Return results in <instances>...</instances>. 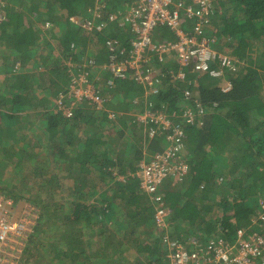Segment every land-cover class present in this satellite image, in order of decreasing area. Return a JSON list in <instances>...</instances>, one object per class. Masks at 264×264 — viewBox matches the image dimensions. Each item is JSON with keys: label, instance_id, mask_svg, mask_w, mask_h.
I'll return each instance as SVG.
<instances>
[{"label": "trees", "instance_id": "obj_1", "mask_svg": "<svg viewBox=\"0 0 264 264\" xmlns=\"http://www.w3.org/2000/svg\"><path fill=\"white\" fill-rule=\"evenodd\" d=\"M216 1L218 11L207 28L210 46L229 56L237 71L226 69L221 78H212L208 72L194 73L193 61L186 67L168 62L158 75L160 92L140 103L156 116L140 122L132 101L145 90L132 78L118 82L108 105L118 114L115 120L90 102L72 107L70 117L57 105L68 83L64 71L69 70L55 56L59 50L75 64L93 60L95 67L85 68L90 80L107 85L112 78L110 69L103 68L110 61L108 43L125 39L129 44L131 37L108 26L91 34L94 42L73 19L88 7L106 6L108 15L120 4L127 9L131 1L0 0L6 3L0 19V146L6 156L0 157V171L6 166V171L21 174L34 167L32 176H20L7 190L24 197L26 190L20 187L35 180L37 195L30 200L49 211L51 219L57 216L50 227L62 231L64 240L63 246L44 249L48 256L39 248L27 250L21 264H33V257L34 264H163L170 240L189 250L197 241L211 250L222 242L235 243L240 231L264 238L261 197L256 201L264 191V0ZM18 4L25 9H15ZM89 42L100 47L98 53H86ZM182 69L185 78L173 81ZM223 82L231 88L225 91ZM119 90L124 98H118ZM197 101L207 114L201 122L184 124V113ZM31 112L38 123H26ZM178 126L184 132L189 172L182 181L166 180L156 193L142 190V165L169 148L166 139ZM37 147L46 151L43 161L34 153ZM54 160L65 170L50 173ZM62 172L67 174L59 178ZM160 209L169 212L161 226ZM50 218L42 216L30 244L48 231Z\"/></svg>", "mask_w": 264, "mask_h": 264}, {"label": "built area", "instance_id": "obj_2", "mask_svg": "<svg viewBox=\"0 0 264 264\" xmlns=\"http://www.w3.org/2000/svg\"><path fill=\"white\" fill-rule=\"evenodd\" d=\"M103 1L98 0V4ZM129 1L131 6L127 9L120 4L116 6L118 10L115 13L107 15V7L99 5L97 8L87 9L79 18V26L88 34L114 26L116 31H128L131 37L129 44L125 39H111L108 43L110 61L103 68L110 69L112 78L107 81V85H96V82L90 80L91 72L85 68L95 67L93 60L84 65L68 61V84L57 100V105L64 110L66 116H73L72 107L90 102L97 111L109 112V118L115 120L118 114L110 111L108 105L114 102L118 82L132 78L138 88L145 90L142 96L132 101L134 116L140 122L154 118L156 115L151 110L142 108L140 103L143 100L149 101L150 97L160 92L162 80L158 75L170 61H175L182 67L193 61L194 73L208 72L212 78H221L226 69L237 71L234 61L229 56L219 55L212 50V40L207 38V27L217 10L215 0ZM166 34L170 37H163ZM211 64H217L218 69L211 68ZM171 72L173 73L172 70ZM186 74L182 69L172 80H182ZM102 75L103 69L94 79L97 77L100 82L103 80ZM227 87L226 90L230 89L231 84ZM186 93L190 96L189 91ZM194 103L195 107H190L184 113V124H195L197 117L206 113L200 102ZM137 107H140L139 110ZM159 118L163 119V116ZM165 123L169 126L171 124L166 116ZM182 137V126L175 127L173 134L166 139L171 143L169 148L164 153L153 156L149 164L143 165L142 171L138 173L142 177L143 190L156 193L165 179L182 181L189 172V164L177 160L178 153L183 148ZM259 204V218L264 220V196ZM22 213L17 214V203L13 199L0 196V264H21L24 249L30 244L38 215L36 212ZM168 215V210H159V226ZM192 244V249L189 250L177 240H170L169 253L163 264H264V238L249 231H240L235 243L222 242L211 250L203 248L197 241Z\"/></svg>", "mask_w": 264, "mask_h": 264}, {"label": "rangeland", "instance_id": "obj_3", "mask_svg": "<svg viewBox=\"0 0 264 264\" xmlns=\"http://www.w3.org/2000/svg\"><path fill=\"white\" fill-rule=\"evenodd\" d=\"M5 5H6V3H4V2L0 3V14L5 13V9L2 8ZM23 6L24 5L18 4V5H15L14 8L15 9H22V10H24L25 8H23ZM73 21H74V24H77V23H79L80 20L77 19V20H73ZM92 39H93L94 42H97L94 38H92ZM81 47H83V46H81ZM71 49H74L73 45L71 46ZM76 49H77V46L75 47V50ZM99 49H100V47H98V45L96 46V44L93 45L92 42H89V49H88V51L86 53H88V52H90V53H94V52L95 53H98L99 52ZM78 50H79V48L76 50L75 53H77ZM91 50H93V51H91ZM55 56L57 57L58 55H55ZM62 56L63 55H61V57ZM64 63L67 66L69 64L67 60L62 59V64L64 65ZM120 91L121 90H119L118 91V94H117V96L120 95L118 98H120L123 95V93H124V91H122V92H120ZM130 97L131 98H134V96H130ZM122 98H124V97L122 96ZM30 116H31L32 119H36L35 116L32 113L30 114ZM39 128L41 129V127H39ZM177 140H179V139H177ZM181 143L183 144L182 141H181ZM1 148L2 147L0 146V151H2ZM5 153L3 151L0 152V157L3 158V156H6ZM34 153L36 155H39L40 156V158H39L40 161H43L44 160V157L46 156V151L44 150L43 147H37L35 149ZM186 154H187V152H186L185 147L183 145V148L178 153V157L179 158H177V160H181V161L187 162ZM1 160L2 159L0 158V161ZM51 162L52 163L50 164V167H49L50 173L57 174L56 169L58 167L61 168L62 170H65L63 167H60V164H59L60 161L57 162V161L54 160V161H51ZM3 167H4V169L0 171L1 172V175H0V187H2L4 189L3 190H0V196H3V197H7L8 196V198L13 199V201H15L17 203V214L18 215H20L23 211L25 213H28V212L29 213L36 212V214L38 215L37 222H39V220L42 219V216L45 219V221H48L49 218H50L49 216H50L51 213L49 211H47V210H43L42 207H39L36 204L35 205L32 204V202L30 200V198L32 200L34 198H36V195H37L35 193V190L37 188V185H36L35 180L34 181L33 180L32 181H29L28 182L29 184L26 187L25 186L24 187L23 186L20 187L21 189H25L26 190V191H24L25 193H23L24 197H21L19 194L16 195L15 197H13V196L10 195L9 191L7 190V186H12V184H14V183H16V182H18L20 180V176H24V175H28V174L32 176L33 168L34 167L31 166V165L27 166L26 170L24 172H22L21 174H19V172H17V170H15L14 173L10 172L9 170L6 171V166H3ZM23 168L24 167L22 166L20 170H22ZM20 170H18V171H20ZM66 174H67V172H62V174H60V177L59 178L64 177V175H66ZM175 182H177V181H175ZM71 183L72 182L69 181V184L68 185H71L72 186L73 183L72 184ZM32 189H34V190H32ZM263 195H264V191L260 192V195L258 197H256V201L258 202V200L260 199V197H262ZM45 198H48L49 199V197H45ZM56 217L57 216L52 215V219L50 218V220H52V222L49 221V223L46 224V225H49L48 227L45 225V227L48 229V231H45V232H43L41 234H38V237L35 240V242L34 243H31L27 247H25L23 255L25 254V252L27 250H30V251H32V253H34L35 250L37 248H39L42 251L41 252V255L48 256L49 254H47V253H49L50 251L46 253V252H43L44 249H47V251H48V250H50L52 248V245H58V246H63L64 245V240H62V238H63L62 237V231H60L59 229H53V228L50 227V225L53 224V222L55 221V219H57ZM60 225H61V223L59 221H57V225L56 226H60ZM61 226H63V225H61ZM62 228H64V226ZM145 258H146V256H140V259L143 260V261L145 260ZM34 260L35 259L33 257V264L35 262ZM130 261H133V258L130 259ZM55 264H61V263L55 262Z\"/></svg>", "mask_w": 264, "mask_h": 264}, {"label": "crops", "instance_id": "obj_4", "mask_svg": "<svg viewBox=\"0 0 264 264\" xmlns=\"http://www.w3.org/2000/svg\"><path fill=\"white\" fill-rule=\"evenodd\" d=\"M95 2H97V4H98V0H95ZM89 8H92V7H88V8H86L84 11H82L81 13H80V15H78L77 16V19H79L80 17H81V15H83V13H85L86 11H87V9H89ZM221 13H222V11H220ZM5 13H3V14H0V19H1V17H2V15H4ZM66 17V16H65ZM74 20V19H73ZM57 26V25H56ZM56 30H58V27L56 28ZM207 33H209V31L207 32ZM90 36H91V34H89ZM92 38H94L93 36H91ZM58 56L57 57H59V59H60V62H61V65H62V59H64V57L62 56L61 57V55H62V53L60 52V50H59V52H58V54H57ZM64 65H65V63H64ZM29 67H33V65H31V66H29ZM65 72V77L67 76V73H66V71H64ZM68 79V78H67ZM3 83H4V81H3V79H2V76L0 75V88L3 86ZM228 86V84L226 83V82H223V88H224V90H225V88ZM119 89V88H118ZM226 91V90H225ZM54 104H55V102H54ZM41 110V109H40ZM32 113V112H31ZM30 113V114H31ZM30 114H29V116H25V118H28L27 119V121H26V123H28V121H31V122H37L38 123V121H36V119H32L31 118V116H30ZM33 115H34V113H32ZM24 119V118H23ZM7 122H9V121H7ZM14 125V124H13ZM15 126V128H17V126L16 125H14ZM21 134L22 135H27V132L25 131V130H23V131H21ZM28 136H30V135H28ZM29 138L30 137H28L27 138V141H25V143L26 142H28L29 141ZM14 170H15V168H14ZM17 170V169H16Z\"/></svg>", "mask_w": 264, "mask_h": 264}, {"label": "clouds", "instance_id": "obj_5", "mask_svg": "<svg viewBox=\"0 0 264 264\" xmlns=\"http://www.w3.org/2000/svg\"><path fill=\"white\" fill-rule=\"evenodd\" d=\"M215 5H216V8H217V1L215 0V3H214ZM217 11H218V8H217V10H216V13H217ZM216 15V14H215ZM213 18H215V17H213ZM210 24V23H209ZM208 28V27H207ZM208 31L206 30V34H207V38H209V36H210V33H207ZM68 84V83H67ZM58 100V99H57ZM207 113H205L204 115H199V117H197V121H196V123L197 122H201L202 120H203V118H204V116L206 115ZM186 125H189V124H186ZM182 133H183V135H184V132H183V130H182ZM185 147V146H184ZM185 150H186V148H185ZM188 163V162H187ZM143 166V165H142ZM141 172V171H140ZM139 172V173H140ZM168 179H172V181H179L178 179H173V178H167V179H165L164 180V182L166 181V180H168ZM164 182H163V184H164ZM143 190V189H142ZM158 191H159V189H158ZM157 191V192H158ZM264 196V195H263ZM262 196V197H263ZM261 197V198H262ZM260 202V201H259Z\"/></svg>", "mask_w": 264, "mask_h": 264}]
</instances>
